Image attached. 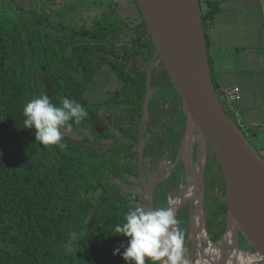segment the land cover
<instances>
[{
	"label": "trees",
	"instance_id": "trees-1",
	"mask_svg": "<svg viewBox=\"0 0 264 264\" xmlns=\"http://www.w3.org/2000/svg\"><path fill=\"white\" fill-rule=\"evenodd\" d=\"M58 1L0 0V264H126L128 239L114 227L137 203L145 207L142 137L149 136L145 158L160 159L168 149L176 157L184 128L173 141L167 121L181 113L182 101L169 91L155 96L143 126L156 47L136 0L139 22L121 14L116 0ZM96 7L107 9L89 18L79 12ZM219 11L212 1L202 8L206 32ZM106 66L122 87L91 102L87 92ZM169 83L161 63L152 86ZM40 96L56 105L75 100L88 112L79 125L70 122L62 148L41 145L35 129L24 128V105ZM206 183L207 230L217 242L227 227L223 172Z\"/></svg>",
	"mask_w": 264,
	"mask_h": 264
},
{
	"label": "water",
	"instance_id": "water-1",
	"mask_svg": "<svg viewBox=\"0 0 264 264\" xmlns=\"http://www.w3.org/2000/svg\"><path fill=\"white\" fill-rule=\"evenodd\" d=\"M136 1L156 47L152 67L163 64L170 77L166 89L182 101L184 133L173 172L179 166L177 177L185 171L187 181L189 170L202 166L194 188L202 190V220L210 243L224 244L227 250L235 248L239 252L247 242L264 264V156L239 123L228 115L220 98L212 75L202 5L199 0ZM151 70L144 127L148 126L150 103L154 98ZM145 143L146 139L142 140L141 162ZM210 150L223 172L228 205L226 231L217 242L208 233L205 210ZM156 189L155 184L148 188L149 209H155ZM188 205L192 214L194 204L190 200Z\"/></svg>",
	"mask_w": 264,
	"mask_h": 264
},
{
	"label": "crops",
	"instance_id": "crops-1",
	"mask_svg": "<svg viewBox=\"0 0 264 264\" xmlns=\"http://www.w3.org/2000/svg\"><path fill=\"white\" fill-rule=\"evenodd\" d=\"M208 1L220 7L206 32L214 83L241 88L232 114L264 151V0H201L202 8ZM162 93L154 87V97ZM176 119L183 124L182 111Z\"/></svg>",
	"mask_w": 264,
	"mask_h": 264
},
{
	"label": "clouds",
	"instance_id": "clouds-1",
	"mask_svg": "<svg viewBox=\"0 0 264 264\" xmlns=\"http://www.w3.org/2000/svg\"><path fill=\"white\" fill-rule=\"evenodd\" d=\"M25 129H35V139L44 146L63 147L64 132L72 123L79 125L88 117L84 106L75 100L61 98L59 105L47 96L29 100L23 108ZM123 224H117V236L128 239L122 253L126 264H189L185 255V231L181 221L171 207L146 209L137 203L124 217ZM120 254V249L113 255Z\"/></svg>",
	"mask_w": 264,
	"mask_h": 264
},
{
	"label": "bare ground",
	"instance_id": "bare-ground-1",
	"mask_svg": "<svg viewBox=\"0 0 264 264\" xmlns=\"http://www.w3.org/2000/svg\"><path fill=\"white\" fill-rule=\"evenodd\" d=\"M219 95H220V91H219ZM171 169H172V164L170 162H162L159 168L160 178H163L165 176V173L170 172ZM194 169H195L194 171L189 170L187 174L188 175L187 181L177 186L174 189V191L169 195V199L166 205V207L173 208L177 214V212L184 205L188 204L190 200L194 204L195 208L192 213V223L189 231L190 233L189 242L193 245L196 256H195V261H193L191 264H261L259 253L254 254L250 251L238 252L237 249L235 248H231V250L229 251L226 249L224 244L212 245L210 243L208 234L203 226V220H202L203 219L202 190L201 188L200 189L194 188V180L196 179L197 174L199 175L202 173V166L199 164ZM150 178H152V176L149 175L148 179ZM166 185H168V183ZM251 243L252 245H254V241H251Z\"/></svg>",
	"mask_w": 264,
	"mask_h": 264
},
{
	"label": "rangeland",
	"instance_id": "rangeland-1",
	"mask_svg": "<svg viewBox=\"0 0 264 264\" xmlns=\"http://www.w3.org/2000/svg\"><path fill=\"white\" fill-rule=\"evenodd\" d=\"M116 1L120 5L119 11L121 12V14L128 17L129 20H131V21H137V22L140 21L139 20V18H140L139 12L136 8V4H135L134 0H116ZM66 2H67V0H59L58 1L59 5H61V6L65 5ZM106 9H107L106 7L79 8V12L81 14L85 15L87 18H89V17H93L97 14L103 13L104 11H106ZM248 84L249 83L247 82V87H248ZM121 87H122V83L120 82V80L117 76V73L115 71H113L109 66H106L103 68V70L98 74V76L94 80L93 84L91 85V87L89 88V90L87 92V96L91 102L106 101L117 90L121 89ZM230 114L234 120H236L238 123L240 122V121H238L237 118L234 117V115L231 112H230ZM168 123L174 124V122H170V121H168ZM99 129H100V131H102V127H99ZM163 130L166 131V127H164V129H162V128H155L154 129V131L156 133H158L159 131H163ZM245 132H246V135L248 136V138H250L251 142L256 146V148H258L259 152L264 156V151H262L260 146L252 140L250 133L247 130ZM175 158L176 157L171 158L172 163L175 162ZM165 161H167V160H165ZM159 163L157 162L153 166L149 165V167L146 168V172H152L154 167L158 166ZM208 163H210V164L208 165V168H207L206 178H207V175L211 176L213 173H218L222 177V171H221L218 163L215 161V159L212 155L210 156ZM177 169L178 170L180 169L179 166L175 169V174H174L175 179L169 178L170 180L168 182L169 183L168 184V186H169L168 190H167V187L165 189L163 188L161 191V195H159V197H157L158 201H157L156 208L166 207V205H167V198H166L167 194H169L171 192V189L178 186L180 180L183 179L182 177L184 176V172H183V175L180 174V175H178L179 177H177V173H178ZM219 195H221V192H219ZM187 206L188 205L186 204L183 207V209H181L178 212L177 218L181 221L180 227L185 231V240H187L185 242L186 243L185 255L189 260V264H191L193 261H195L196 255H195L194 247L189 242V236H190L189 231H190V227H191L190 220H191L192 214H190V212H187V210H185V207H187ZM127 245H128V242L126 243L125 248L127 247ZM242 247H243L242 251L253 252V249H250L245 245H242Z\"/></svg>",
	"mask_w": 264,
	"mask_h": 264
},
{
	"label": "flooded vegetation",
	"instance_id": "flooded-vegetation-1",
	"mask_svg": "<svg viewBox=\"0 0 264 264\" xmlns=\"http://www.w3.org/2000/svg\"><path fill=\"white\" fill-rule=\"evenodd\" d=\"M157 68H159L158 66H154V67H152V65H151V73L155 70V69H157ZM161 88V87H160ZM161 90H162V92L164 93H166V92H168L169 90H167L166 89V87H163V88H161ZM175 95V94H174ZM168 109V108H167ZM168 121H171V120H168ZM167 121V122H168ZM173 122H174V130H173V141L176 139V136H177V134L184 128V119L182 120V122H183V124H181V122H179V120L178 119H174L173 120ZM180 130V131H179ZM148 135H143V137H142V140H144V139H146V142H147V140H148ZM143 144H142V141H141V146H142ZM145 145H146V143H145ZM145 145H144V148H145ZM141 146H140V148H141ZM166 154H164V156L163 157H161L160 159H156V160H151V158H145L144 157V159H143V161L141 162L142 164H141V171H142V184H143V191H144V193H145V198H144V201H145V208L146 209H149V198H148V188L152 185V184H155V185H157V189H156V191H155V204H154V208H156V206H157V197L159 196V195H161V191L162 190H160V187H164V188H166V187H168V185H166L168 182H169V178H174V174H175V171L173 172V169H174V163H172V160H171V158L173 157V151L171 150V149H168V150H166V152H165ZM209 156H211L212 155V153H211V150L209 151ZM167 158V159H166ZM161 160H163V161H161ZM165 160H167V161H165ZM161 161V162H160ZM145 162V163H144ZM149 162V163H148ZM159 163L158 164V166H155L154 167V169L152 170V172H147L146 173V168H148L149 167V165L150 166H153V165H155L156 163ZM162 162H170L171 164H172V169L170 170V172H166L165 173V176L163 177V178H160V176H159V168H160V165H161V163ZM178 170V169H177ZM152 176V178H150V179H148V176ZM207 177H208V175H207ZM183 179H181L180 180V182H179V184H178V186L180 185V184H182L183 182H185L186 181V173H185V171H184V176L182 177ZM175 179V178H174ZM206 180H207V178H206ZM146 182V183H145ZM169 184V183H168ZM166 186V187H165ZM177 187V186H176ZM175 187V188H176ZM206 187H208L207 186V183H206ZM175 188H173V189H171V192L169 193V194H167V201H168V199H169V195L174 191V189ZM159 192V193H158ZM158 195V196H157ZM206 196H207V193H206ZM188 205V204H187ZM185 206V205H184ZM183 206V207H184ZM183 207L181 208V209H183ZM205 208H206V201H205ZM180 209V210H181ZM179 210V211H180ZM185 210H187V212H190V208H189V205L187 206V207H185ZM178 211V212H179ZM178 212H177V214H178ZM191 214V213H190ZM177 216V215H176ZM179 217V216H178ZM187 240H185V242H186ZM185 246H186V243H185ZM193 246V245H192ZM196 254V253H195Z\"/></svg>",
	"mask_w": 264,
	"mask_h": 264
},
{
	"label": "built area",
	"instance_id": "built-area-1",
	"mask_svg": "<svg viewBox=\"0 0 264 264\" xmlns=\"http://www.w3.org/2000/svg\"><path fill=\"white\" fill-rule=\"evenodd\" d=\"M157 66L160 67V64ZM220 96L225 104V107H227L231 113L243 99L242 90L238 85H230L221 89Z\"/></svg>",
	"mask_w": 264,
	"mask_h": 264
}]
</instances>
